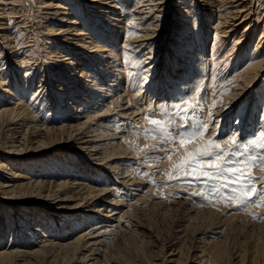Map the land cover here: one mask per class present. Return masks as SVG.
I'll return each mask as SVG.
<instances>
[{
    "label": "bare ground",
    "instance_id": "obj_1",
    "mask_svg": "<svg viewBox=\"0 0 264 264\" xmlns=\"http://www.w3.org/2000/svg\"><path fill=\"white\" fill-rule=\"evenodd\" d=\"M244 1L0 0V264H108L159 193L139 176L197 148L153 119L234 113L264 135V95L236 111L264 70V0Z\"/></svg>",
    "mask_w": 264,
    "mask_h": 264
},
{
    "label": "rangeland",
    "instance_id": "obj_2",
    "mask_svg": "<svg viewBox=\"0 0 264 264\" xmlns=\"http://www.w3.org/2000/svg\"><path fill=\"white\" fill-rule=\"evenodd\" d=\"M243 2L245 1L239 0L238 3ZM262 3H260L262 5L261 11L264 12V3ZM254 5V3L251 4L250 8ZM247 8L248 6L241 9L239 14H244L243 12ZM241 22L245 23L247 19ZM254 44L255 41H253L249 50L253 49ZM259 74V79L253 87L257 91L255 92L256 97H250L251 99L247 101L246 106L249 92L246 93L240 99L236 111H244L248 108V112H250V109L254 107L259 108V112H256V114L257 116L260 115L262 104H260V101L255 102V100H258V94L264 95V70ZM261 94L260 96H262ZM253 102H255V105L252 104ZM195 107L197 106L193 105L194 109ZM242 114H245V112ZM179 116L180 118L177 120L181 124H187V128L179 127L181 124L171 119H165L163 125L168 126L169 133L173 137L179 131L194 128L203 129L200 136L193 137V140L197 143V148H189L187 152L182 154V157H176L175 162L159 180H155L152 171H144L139 176L148 179L150 184H155L153 187L157 188L159 193L152 196L150 202L142 204L141 208L133 213L132 223L126 227L124 226L125 229L122 227L120 233L112 238L109 244L107 243L109 245L107 250L112 251V254L106 251L105 261H109L108 264H156L157 262V264H264V147H261L264 145V135L260 136L263 131L256 130V125H252L251 133H246V129L243 128L247 117L240 121L238 115L234 113L231 114L229 121H220V118L214 119L213 115H202L200 110L192 111L185 116ZM185 120L189 122L183 123L182 121ZM177 125L179 126L177 127ZM157 137H165V140H168L166 136L161 134L159 136L157 134ZM172 140L179 142L175 138L169 141L172 142ZM185 141L190 142V139L185 137ZM208 141L220 143V149L214 151L230 154L234 150L243 151L246 148L248 153L257 158L248 159L247 155L241 156L239 157L241 164L237 166L243 171L245 177L251 176L253 178V182L249 186H255L260 193L259 197L256 194L249 196V200L255 201V203L250 202L245 206L240 205L238 201L233 202L232 196L236 193H231L229 189H224L229 191L228 197H217L214 193H209L204 185L198 184L196 181L216 182L220 186L228 184L231 187H237L239 184L244 183V180L233 182L227 178L210 179L208 176L201 175V172L205 170L211 172L217 169H200L198 167L199 160H197L195 172L189 170L188 174H182L178 166L189 158L190 153H197L201 150ZM241 145L243 148L240 147ZM193 192L197 194L192 195ZM133 227L135 228L133 229ZM210 231L211 233H209ZM212 231L213 233L219 231V233L213 234ZM216 239L220 243L216 242ZM171 251L172 254L176 255L169 257ZM213 253L222 254L223 262L215 263L212 261L207 263L206 260ZM142 256H146V258ZM169 259H173L172 262H168ZM45 263L42 262L41 264Z\"/></svg>",
    "mask_w": 264,
    "mask_h": 264
},
{
    "label": "snow or ice",
    "instance_id": "obj_3",
    "mask_svg": "<svg viewBox=\"0 0 264 264\" xmlns=\"http://www.w3.org/2000/svg\"><path fill=\"white\" fill-rule=\"evenodd\" d=\"M150 123L160 129L161 135L166 136L168 140L175 138L179 140L180 144L185 143V137L191 139L200 136L203 132V129L194 128L192 130L179 131L175 134V137H173V135L169 133L168 126L161 124L159 120L153 119ZM233 143H235V141H233ZM240 147L243 148L242 145ZM261 147H264V145ZM215 149H220V143L208 141L197 153H190L189 158L185 160L182 165H179L178 168L181 169L182 174H188L189 170L195 172L197 160H199L198 167L200 169H217L216 171L211 172L205 170L201 172V175L208 176L210 179L227 178L233 182L244 180V183L239 184L237 187H231V185L228 184L220 186L216 182H205L200 180H197L196 183L204 185L209 193H214L217 197H228L229 191H225L224 189H229L231 193H236V195L232 196L233 202L238 201L240 205L246 206L250 202L255 203V201L249 200V196L251 194H256L259 197L260 193L255 186H249L252 184L253 178L251 176L245 177L243 171L237 166L241 164L239 159L241 156L247 155L248 159L257 158L248 153L246 148H244L243 151L234 150L230 154L214 151ZM169 178L171 179V177ZM196 194L197 193L195 192L192 193V195Z\"/></svg>",
    "mask_w": 264,
    "mask_h": 264
}]
</instances>
